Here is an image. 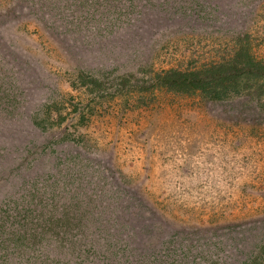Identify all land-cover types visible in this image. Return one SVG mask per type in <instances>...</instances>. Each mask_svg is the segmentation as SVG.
Returning a JSON list of instances; mask_svg holds the SVG:
<instances>
[{"label":"rangeland","instance_id":"obj_1","mask_svg":"<svg viewBox=\"0 0 264 264\" xmlns=\"http://www.w3.org/2000/svg\"><path fill=\"white\" fill-rule=\"evenodd\" d=\"M5 1L0 0L1 10ZM209 1L219 8L198 28L204 34H196L195 58H218L234 43L264 58V0H250L254 5H248L247 15L231 27L232 11L245 8L244 2ZM21 19L0 26L4 45L19 57L15 79L26 85L12 99L0 89V139L14 157L0 158V178L15 169L11 182L0 184V202L30 177L56 174L61 160L82 164L78 159L85 157L94 170L91 177L100 176L98 167L107 168L124 188L122 197L147 207V220H138L144 229L129 243L133 258L155 257L156 251L174 264H240L242 244L263 254L264 109L259 103L217 102L200 92L158 87L155 74L180 57L190 60V38L174 48L162 46L158 56L126 60L116 53L123 42L63 45ZM45 103L54 116H46L42 128L27 115L41 113ZM171 239L176 243L166 244ZM125 253L120 251L117 261Z\"/></svg>","mask_w":264,"mask_h":264},{"label":"trees","instance_id":"obj_2","mask_svg":"<svg viewBox=\"0 0 264 264\" xmlns=\"http://www.w3.org/2000/svg\"><path fill=\"white\" fill-rule=\"evenodd\" d=\"M237 1L244 2L245 8L232 11L229 27L241 21L247 15L246 8L254 5L250 0ZM218 8L209 0H6L4 9H0V26L19 18L30 19L63 45L67 41H71L69 45L93 40L123 42L116 53L130 60L132 55L158 56L162 46L174 48L183 39L190 38L189 44L194 47L196 34L203 33L198 28L211 20ZM4 40L1 33L0 89L6 88V96L12 99L26 85L15 79L19 57H15L12 46L4 45ZM196 54L199 50L194 47L190 60L180 57L175 65L155 74L160 78H154L155 84L200 92L217 102L243 98L264 109V58L255 56L250 46L234 43L218 58H195ZM142 72L143 68H137V74ZM84 78L82 73L78 75L80 84L85 83ZM48 105L43 104L36 116L27 115L33 124L47 128L46 116H54L52 108L44 110L45 106L50 108ZM27 147L29 151L33 146L28 144L25 150ZM10 154L11 147L0 139V158L10 162L14 159ZM78 160L82 164L70 158L61 160L56 164V174L32 176L20 184L18 191H8L0 202V264H135L131 259L138 264H174L166 257L162 260V252L159 255L156 251L153 258L151 254L133 258L129 243L133 239L135 242V236L144 229L138 220H147L145 203L122 197L124 188L107 168L98 167L100 176L95 172L93 178L88 159ZM13 168L0 178V184L11 180ZM86 183L91 185L85 188ZM174 243V239L166 240V244ZM260 246L264 251V243ZM240 249L244 257L240 264H264V252L257 255L244 244ZM120 251L127 253L117 261Z\"/></svg>","mask_w":264,"mask_h":264}]
</instances>
